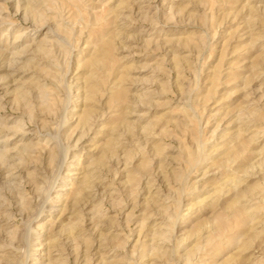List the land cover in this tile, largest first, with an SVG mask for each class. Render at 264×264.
Returning a JSON list of instances; mask_svg holds the SVG:
<instances>
[{
	"label": "rangeland",
	"instance_id": "obj_1",
	"mask_svg": "<svg viewBox=\"0 0 264 264\" xmlns=\"http://www.w3.org/2000/svg\"><path fill=\"white\" fill-rule=\"evenodd\" d=\"M0 152V264H264V0H0Z\"/></svg>",
	"mask_w": 264,
	"mask_h": 264
},
{
	"label": "bare ground",
	"instance_id": "obj_2",
	"mask_svg": "<svg viewBox=\"0 0 264 264\" xmlns=\"http://www.w3.org/2000/svg\"><path fill=\"white\" fill-rule=\"evenodd\" d=\"M37 1H39V0H37ZM139 3H140V2H139ZM71 53H72V52H71ZM93 59H94V58H93ZM93 59H92V60H93ZM90 62H91V61H89V63H90ZM90 64H91V63H90ZM92 64L94 65V63H92ZM93 65H92V66H93ZM94 82H96V81H93V83H94ZM97 82H98V81H97ZM97 84H98V83H97ZM91 86L94 87L93 85H91ZM95 86H96V85H95ZM98 86H99V84H98ZM92 89H95V88H91V90H92ZM93 91H94V90H93ZM94 92H95V91H94ZM94 92H92V93H94ZM84 114H85V113H84ZM88 114H89V113L85 114L84 116L82 115V116H83L82 118H83L84 121H86L87 118H88V120L91 119L90 117H88V116H90V115H88ZM89 118H90V119H89ZM241 119H242V118H241ZM238 120H239V119H238ZM81 122L83 123V121H81ZM88 123H89V122H88ZM239 124H240V123H239ZM238 131H239V130H238ZM241 132H242V131H241ZM239 134H240V133H239ZM238 137H239V136H238ZM236 141H237V140H236ZM236 141H234V142H236ZM252 141H254V139H253V140L251 139L250 142H252ZM110 142H112V141H110ZM236 143H237V142H236ZM236 143H235V144H236ZM111 145L113 146V144H111ZM232 145H233V143H232ZM112 146L109 145V147H111V149H112ZM109 147H108V148H109ZM230 148H231V147H230ZM109 149H110V148H109ZM0 154H4V153H3V152H0ZM5 154H6V153H5ZM194 154H195V153H194ZM3 156H5V155H3ZM3 156H2V157H3ZM227 156H228V155H227ZM201 157H202V155H201ZM232 157H233V156H232ZM230 158H231V157H230ZM230 161L232 162V160H230ZM234 161H235V160H234ZM222 163H223V162H221V164H222ZM224 163H225V162H224ZM224 163L222 164L223 166L226 164V163H225V164H224ZM233 163H234V162H232V164H233ZM229 164H230V163H229ZM234 165H235V164H234ZM225 166H226V165H225ZM225 166H224V167H225ZM231 166H232V165H231ZM228 168H229V167H228ZM247 169H248V168H247ZM247 169H246V170H247ZM209 172H210V171H209ZM235 172H236V171H235ZM244 172H245V170H244ZM247 172H248V170H247ZM221 173H222V172H221ZM232 173H233V172H232ZM232 173H231V174H232ZM256 173H257V172H256ZM249 174H250V172H249ZM252 174H253V173H252ZM188 175H189V174H188ZM234 175H235V174H234ZM241 176H244V178L247 177V176H246V172L243 173V175L241 174ZM249 176H250V175H248V178H249ZM253 176H254V175H253ZM253 176H252V177H253ZM231 177H232V176H231ZM187 178H188V177H187ZM225 178H226V176H225ZM242 179H243V178H242ZM243 180H244V179H243ZM243 180H242V182H244ZM246 180H247V179H246ZM239 181H241V179H238V178H236V177L234 176V177H232L231 179H229V181L223 182V183H224V186H223V188H221V189H222L223 191H224V189H225L226 187H228V188H227V191H228V190H231V189H233V188L238 189L237 186L239 187ZM89 184H90V183H89ZM241 185H242V183H241ZM183 189H184V188H183ZM239 190H240V189H239ZM241 190H242V189H241ZM223 191H222V193H223ZM182 192H183V191H182ZM224 192L226 193V191H224ZM228 192H229V191H228ZM240 192H241V191H240ZM241 193H243V191H242ZM239 195H242V194H239ZM207 197H209V196H207ZM238 197H239V199H240V196H238ZM210 198H211V197H210ZM236 198H237V197H236ZM236 198H235V199H236ZM211 199H212V198H211ZM219 199H220V198H219ZM208 200H209V199H208ZM208 200H207V201H208ZM237 200H238V198H237ZM210 201H211V200H210ZM243 201H244V200H243ZM213 202L215 203V200H214V199H213ZM213 202H212V203H213ZM244 202H245V201H244ZM251 202H252V201H251ZM239 203H240V202H239ZM242 203H243V202H242ZM247 203H248V202H247ZM177 204H178V203H177ZM197 204H198V203H197ZM210 204H211V203H210ZM244 204H245V203H244ZM198 205H200V204H198ZM201 205H202V204H201ZM204 205H205V204H204ZM243 207H244V206H243ZM188 209H189V207H188ZM186 210H187V209H186ZM192 210H194V209H192ZM191 212H193V211H191ZM245 214H246V213H245ZM246 215H247V214H246ZM249 215H250V214H249ZM184 216H185V215H184ZM184 219H185V218H184ZM160 235H161V234H160ZM186 239H187V238H186ZM144 250H145V248H144ZM11 254H12V253H11ZM141 261H142V260H141Z\"/></svg>",
	"mask_w": 264,
	"mask_h": 264
}]
</instances>
